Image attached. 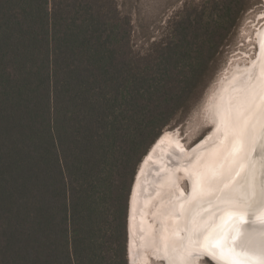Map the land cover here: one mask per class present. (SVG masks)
<instances>
[{
  "label": "trees",
  "instance_id": "16d2710c",
  "mask_svg": "<svg viewBox=\"0 0 264 264\" xmlns=\"http://www.w3.org/2000/svg\"><path fill=\"white\" fill-rule=\"evenodd\" d=\"M211 2L141 55L117 0H0V264H128L135 168L245 7Z\"/></svg>",
  "mask_w": 264,
  "mask_h": 264
},
{
  "label": "bare ground",
  "instance_id": "6f19581e",
  "mask_svg": "<svg viewBox=\"0 0 264 264\" xmlns=\"http://www.w3.org/2000/svg\"><path fill=\"white\" fill-rule=\"evenodd\" d=\"M260 26L253 58L229 65L207 97L210 131L187 149L163 133L139 162L127 209L130 264L151 257L198 264L200 256L264 264V21Z\"/></svg>",
  "mask_w": 264,
  "mask_h": 264
},
{
  "label": "rangeland",
  "instance_id": "374dc122",
  "mask_svg": "<svg viewBox=\"0 0 264 264\" xmlns=\"http://www.w3.org/2000/svg\"><path fill=\"white\" fill-rule=\"evenodd\" d=\"M117 2L120 10L130 16L132 49L141 55L151 51L153 44L171 37V21L185 13H190V18L194 19L193 10L206 9L208 11V7L212 4L211 0H117ZM204 21L206 17L203 18L202 22ZM263 21V2L245 0V7L240 12L235 26L220 45L213 61L203 71L199 84L187 101V107L176 113L172 121L162 129L160 136L163 133L173 134L183 142V147L187 149L210 131V124L203 114L207 97L229 65L236 61L246 62L253 58L256 52L255 32L261 27ZM204 50L203 48V52ZM188 51L189 56H195L197 54L196 45L193 44ZM190 58L184 61L183 69L192 67L193 61ZM137 168L138 165L135 172ZM132 179L134 180V176ZM182 188L187 190L185 181L182 183ZM149 262L150 264H165L160 259L152 257ZM198 264L214 263L208 259H202Z\"/></svg>",
  "mask_w": 264,
  "mask_h": 264
},
{
  "label": "water",
  "instance_id": "95a60500",
  "mask_svg": "<svg viewBox=\"0 0 264 264\" xmlns=\"http://www.w3.org/2000/svg\"><path fill=\"white\" fill-rule=\"evenodd\" d=\"M263 1V0H262ZM136 172H138V168H137V170H136ZM134 181V180H133ZM187 181V180H186ZM188 182V181H187ZM188 184V183H187ZM131 191V190H130ZM130 195V194H129ZM127 245H128V212H127ZM127 261H128V264L130 263V261H129V255H128V246H127ZM202 259H205L204 258V256H200V260H202ZM208 259V258H207ZM210 259V258H209ZM208 259V260H209ZM211 262L213 261V260H210ZM213 263V262H212Z\"/></svg>",
  "mask_w": 264,
  "mask_h": 264
}]
</instances>
